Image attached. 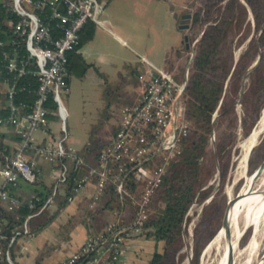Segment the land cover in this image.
Listing matches in <instances>:
<instances>
[{"label": "built area", "instance_id": "built-area-1", "mask_svg": "<svg viewBox=\"0 0 264 264\" xmlns=\"http://www.w3.org/2000/svg\"><path fill=\"white\" fill-rule=\"evenodd\" d=\"M7 7L16 17L12 22L11 37H0V107H7L9 113L0 116L1 134L11 130L18 140L13 141V148L2 154L4 163H0V200L8 209L17 204V198L9 195L7 185H15L18 179L34 183L39 179L40 166L33 156L51 164L53 176L51 192L42 206L28 214L23 221L22 230L14 231L3 249L1 241L3 222L0 219V258L14 264L10 257L9 246L16 237L28 231V221L53 200L59 185L67 178L68 170L59 159L74 152L65 147L66 135L52 137L48 114L55 113L60 120V129L65 131L66 110L60 99L61 90L67 92L66 75L68 73L69 52L76 50L80 39V30L87 22L99 23L98 15L103 8L102 0H7ZM3 71L5 74H3ZM22 76H30L36 81L31 103L16 100L18 91L25 86L18 84ZM187 69L185 71V78ZM183 81H176L162 68L153 66L149 75L141 76V94L121 110V118L115 133L99 153V165L91 168L97 174L96 189L89 206L98 203L99 196L107 179L115 184V190L122 195L126 193L123 177L136 180L141 184V197L136 202L138 212L136 219L125 224L120 221L110 222L106 227L108 236L100 233L87 237L70 255L58 264H75L80 258L97 248L96 254L88 262L98 264H117L121 255L122 243L141 230L146 218L145 204L153 188L159 183L164 173V163L157 164L151 159L161 156L165 162L173 155L181 134L187 130L184 119ZM30 90V89H29ZM55 104L50 109L47 101ZM40 130L44 135L36 141L34 131ZM114 167V168H112ZM89 173V174H90ZM89 175H83L74 186V193L83 190L89 182ZM73 196H69L71 199Z\"/></svg>", "mask_w": 264, "mask_h": 264}, {"label": "trees", "instance_id": "trees-1", "mask_svg": "<svg viewBox=\"0 0 264 264\" xmlns=\"http://www.w3.org/2000/svg\"><path fill=\"white\" fill-rule=\"evenodd\" d=\"M6 2L7 0H0V37L9 40L12 35V22L16 20V17L9 10ZM251 19L254 29H261V34L259 37L252 35L246 47L235 55V49L247 38L246 29L251 26ZM189 24L190 28L200 26L201 34L192 51L186 47L185 41L181 46L189 54L187 65L183 68L184 71L187 69L183 93L187 130L185 134L179 136L178 144L170 158L165 162L161 160V156L151 159L157 164L164 163L165 170L145 204L146 218L141 224V230L134 235H144L156 242H162V246L155 249L147 264H178L182 257L179 249L182 245L186 211L195 199H201L208 194L210 185L206 186V184L212 173L215 158L219 162L221 175L224 176L226 173L227 146L230 138L226 139L225 136L220 135L216 155L213 153L210 161H206V148L210 142L213 127L226 114L234 111V102L240 95L245 74L249 75L251 81L242 94V103L249 98L250 93H258L262 90L264 53L260 48L264 44V0H205L200 9L191 15ZM95 26L94 22H87L80 30L76 50L68 54L66 83L71 73L82 76L91 66V63L86 62L77 50L92 39ZM255 61H258L256 66L247 71ZM3 74H5L4 71ZM17 82L25 88L17 92L15 99L31 103L34 94L28 91H33L36 81L30 76H22ZM47 105L50 109H55V104L51 100L47 101ZM218 111L220 115L215 122L214 118ZM8 113L7 107H0V116H6ZM55 116L53 112L48 114L50 120H53ZM117 126L118 123L113 128L111 136L115 133ZM49 132L51 134V128ZM51 136L54 137L52 134ZM16 140L18 137L11 130L3 132L0 140L1 153L3 155L9 153L13 148V141ZM107 143L108 141H105L95 146L88 143L85 151L74 153L73 156L65 155L59 159L58 164L53 165L58 167L63 162L68 170L67 178L59 185L53 200L58 193H61V203L67 202L69 196L74 194V186L83 175L88 174L89 179L96 184L97 174L90 173V169L98 167L99 153ZM258 145V148L262 150L258 157L260 162V159L264 157V139ZM248 162L250 166L253 165V159ZM0 163H4L3 156L0 157ZM39 168L40 176L36 182L28 183L20 178L15 185L6 186L8 194L17 198V204L8 209L6 203L0 200V219L3 222L2 233L5 236L1 241L3 249L8 246V240L14 231L22 230L25 217L36 212L51 192L52 184L47 185L44 182L42 167ZM121 178H123L126 193L120 195L115 190L116 184L111 179H107L99 196L100 205L97 203L89 207L92 211L99 205L114 214L115 219L107 222L101 231L106 236L109 235L106 227L110 222L118 220L120 224H125L137 217L136 202L141 197V184L134 179L123 177V174ZM21 183L25 184L26 191L31 193L24 196L20 192L17 193L16 190L21 188ZM47 207L48 205L36 214L42 215ZM214 229L212 228L206 235L199 234L198 228H195L193 263H198L201 248L213 236ZM96 235L98 234L88 237ZM108 238L110 240L111 236ZM245 238L246 235L243 239ZM11 246H9V252L12 259ZM97 250V248L92 249L75 264L87 262ZM0 264H9V262L2 257Z\"/></svg>", "mask_w": 264, "mask_h": 264}, {"label": "rangeland", "instance_id": "rangeland-1", "mask_svg": "<svg viewBox=\"0 0 264 264\" xmlns=\"http://www.w3.org/2000/svg\"><path fill=\"white\" fill-rule=\"evenodd\" d=\"M102 2L103 8L98 15L99 23H95L94 36L82 45L85 51H82L81 55L86 62L91 63V66L82 76L71 73L67 92L63 90L60 92V99L66 110L65 131H61L57 115L49 123L51 134L56 138L66 135L63 143L74 153L85 151L88 143L95 146L110 140L111 132L121 118L122 107L135 100L138 86L143 87L138 81L139 77L147 75L152 70L144 56L153 60L176 81H183L185 76L183 68L187 65L189 55L188 51L181 47L184 34L188 36L190 51L201 34L200 26L182 29L178 27L177 20L183 12H189L191 17L205 0H186L185 7L164 0L163 2L102 0ZM178 2L185 4L181 0ZM169 5L175 13L174 16H167L166 21L164 13L169 10ZM250 22L251 26L246 29L247 38L235 49V55L246 47L252 35L259 37L261 34V29H254L252 19ZM260 49L264 53V44ZM250 81L249 75L245 74L241 85L242 93L234 102V111L226 114L213 127L206 148V161H210L212 154H215L220 135L226 139L230 138L227 146L226 173L224 176L221 175L219 162L215 158L212 173L206 184L210 185L208 194L201 199H195L186 211L182 245L179 249L182 257L178 264H195L192 258L195 228H198L199 234L206 235L215 228L214 234L222 224L229 192L236 195L242 184V178L233 181L234 157L238 153L239 139L250 131L264 104V68L262 90L250 93L249 98L242 103V94ZM219 115L218 111L214 118L215 122ZM33 134L36 141H41V137L45 135L38 129ZM258 147L257 144L252 149L249 160L253 159V165L250 166L248 162L249 170L259 163L258 157L262 150ZM248 231L243 235V237L246 235V238L241 239L242 244L248 237ZM205 244L201 248L197 264H201V253Z\"/></svg>", "mask_w": 264, "mask_h": 264}, {"label": "crops", "instance_id": "crops-1", "mask_svg": "<svg viewBox=\"0 0 264 264\" xmlns=\"http://www.w3.org/2000/svg\"><path fill=\"white\" fill-rule=\"evenodd\" d=\"M155 1L163 2V0ZM155 1L147 0V2ZM164 1L174 2L181 7L186 5V0H181L185 4H179L178 1L180 0ZM174 13V9L169 5V10L164 13L166 21L167 16H174ZM81 49L79 48L77 52L82 54L85 48L82 46ZM144 58L152 68L153 66L159 67L147 56H144ZM149 73L150 71L145 76L147 77ZM138 81L142 84L141 76ZM142 88L141 85L138 86L139 90L138 92L135 91L137 92L135 99L141 94ZM5 132H8L7 129H5ZM33 156L42 167L44 182L50 185L53 180L51 164L37 155ZM0 185H3L1 176ZM95 189V181L89 180L83 190L74 193L73 197L64 204L61 203V193H58L57 197L46 208V212L42 215L32 216L28 223L27 233H22L16 237L11 246L12 262L14 264H58L75 251L89 235L101 233L106 223L114 220L115 216L108 209L101 208L99 206L100 202L91 211L89 202ZM26 190L25 184L21 183V188L16 192H20L23 196L31 193ZM161 246L162 242H156L151 237L144 235L130 237L121 245L122 252L117 264H147L155 249ZM81 264L98 263L87 261Z\"/></svg>", "mask_w": 264, "mask_h": 264}, {"label": "bare ground", "instance_id": "bare-ground-1", "mask_svg": "<svg viewBox=\"0 0 264 264\" xmlns=\"http://www.w3.org/2000/svg\"><path fill=\"white\" fill-rule=\"evenodd\" d=\"M262 105L254 125L237 143L232 176L234 182L243 181L236 195L229 192L222 224L205 244L201 264H264V158L248 169L252 149L264 139Z\"/></svg>", "mask_w": 264, "mask_h": 264}, {"label": "water", "instance_id": "water-1", "mask_svg": "<svg viewBox=\"0 0 264 264\" xmlns=\"http://www.w3.org/2000/svg\"><path fill=\"white\" fill-rule=\"evenodd\" d=\"M189 20H190V13L189 12L182 13L180 15V18L178 19V27L179 28H182V29H186L189 26ZM187 38H188L187 34H184L183 39L185 41L186 47H188ZM257 62L258 61H255L253 63V65H251V67L248 70H251L252 68H254L256 66ZM240 93H242V89H241V92ZM227 203H228V200H227ZM226 207H227V205H226ZM225 211H226V209H225ZM224 215H225V212H224ZM224 215H223V218H224Z\"/></svg>", "mask_w": 264, "mask_h": 264}]
</instances>
